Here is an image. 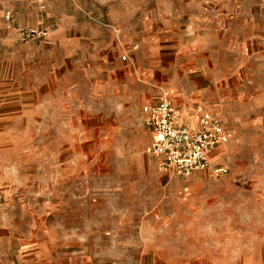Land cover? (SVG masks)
Masks as SVG:
<instances>
[{
	"label": "rangeland",
	"instance_id": "obj_1",
	"mask_svg": "<svg viewBox=\"0 0 264 264\" xmlns=\"http://www.w3.org/2000/svg\"><path fill=\"white\" fill-rule=\"evenodd\" d=\"M44 1L0 0V264H264V0ZM163 92L211 169L146 152Z\"/></svg>",
	"mask_w": 264,
	"mask_h": 264
},
{
	"label": "built area",
	"instance_id": "obj_2",
	"mask_svg": "<svg viewBox=\"0 0 264 264\" xmlns=\"http://www.w3.org/2000/svg\"><path fill=\"white\" fill-rule=\"evenodd\" d=\"M40 2L45 4L44 0ZM144 121L152 131L146 152L160 159L162 170L183 178L195 171L211 169L212 153L232 138L222 120L209 110L198 111L196 128L183 124L168 92H163L156 103L144 107ZM212 170L215 175L226 172L224 167Z\"/></svg>",
	"mask_w": 264,
	"mask_h": 264
},
{
	"label": "crops",
	"instance_id": "obj_3",
	"mask_svg": "<svg viewBox=\"0 0 264 264\" xmlns=\"http://www.w3.org/2000/svg\"><path fill=\"white\" fill-rule=\"evenodd\" d=\"M173 97V96H172ZM159 99V98H158ZM174 99V97H173ZM175 101V104H176V100L174 99ZM150 104H153V103H147L146 105H150ZM177 108H178V105L176 104ZM180 120L183 124H186L188 126H190L191 128H196L197 125H198V122H196V120H194L190 115H189V112L187 111L186 108L182 109V111L180 112ZM147 126V125H146ZM148 130L150 131V133L152 134V131L151 129L147 126ZM151 140H152V137H151ZM151 142V141H150ZM150 144V143H149Z\"/></svg>",
	"mask_w": 264,
	"mask_h": 264
}]
</instances>
